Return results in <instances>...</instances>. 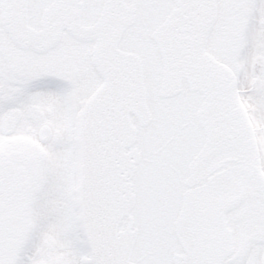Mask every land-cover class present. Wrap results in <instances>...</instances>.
<instances>
[{
	"label": "snow or ice",
	"instance_id": "6c2138e0",
	"mask_svg": "<svg viewBox=\"0 0 264 264\" xmlns=\"http://www.w3.org/2000/svg\"><path fill=\"white\" fill-rule=\"evenodd\" d=\"M0 264H264V0H0Z\"/></svg>",
	"mask_w": 264,
	"mask_h": 264
}]
</instances>
